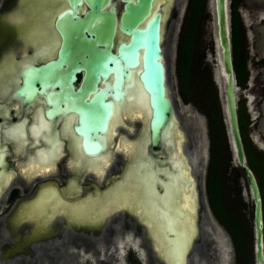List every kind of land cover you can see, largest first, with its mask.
I'll use <instances>...</instances> for the list:
<instances>
[{
	"label": "flooded vegetation",
	"instance_id": "obj_1",
	"mask_svg": "<svg viewBox=\"0 0 264 264\" xmlns=\"http://www.w3.org/2000/svg\"><path fill=\"white\" fill-rule=\"evenodd\" d=\"M168 1L170 30L182 0ZM168 1L161 0L160 8ZM245 3L228 0V12L230 32L232 6L245 30L246 77L240 84L235 75L236 96L238 89H252V84L262 90L257 93L259 115L251 117L240 97L237 113L247 162L254 154L263 169L258 172L261 184L253 172L264 220V135L254 147L246 137L250 123L264 132V71L250 83L248 29L242 15L250 11V26L264 52V0ZM111 5L118 8L120 0H111ZM70 8V0H0V264H181L180 257L183 264H221L214 215L204 190L205 157L196 118L172 99V127L163 125L153 146L150 94L142 83L116 88L100 80L82 86L84 72L80 71L71 88L76 93L69 94L64 85L31 81L30 66L55 59L63 40L76 39L75 25L57 20ZM76 8L81 15L88 5L81 0ZM260 63L264 65V54ZM100 92L105 93L102 101L91 100ZM137 95L145 100L141 108ZM145 184L155 188L150 189V196H158H154L157 203L153 200L159 207L158 217L166 207L167 186L180 192L174 204L182 201V222L192 224L187 229L185 254L184 247L179 254H167L169 238L175 234L167 232L168 239H163L164 231L155 227L139 200L129 202L122 197V191L137 193ZM157 231L162 232L158 235L164 245L156 238Z\"/></svg>",
	"mask_w": 264,
	"mask_h": 264
},
{
	"label": "water",
	"instance_id": "obj_2",
	"mask_svg": "<svg viewBox=\"0 0 264 264\" xmlns=\"http://www.w3.org/2000/svg\"><path fill=\"white\" fill-rule=\"evenodd\" d=\"M110 1L85 0L88 9L80 15L76 4L81 3V0H70L72 8L61 12L57 20L71 21L75 25L72 33L77 34V37L72 46L68 39L63 40L55 59L30 66L28 71L31 81L64 85L69 89V94L76 93L71 88L80 71L84 72L80 81L82 86H93L100 80L116 88L133 81L142 83L150 94V128L152 145L155 146L161 127H172L167 49L170 47L183 2L175 9L169 30L166 21L172 15L168 8L170 1L161 8L157 6L159 0H120L118 8L115 5L109 6ZM211 5L214 50L218 61L213 70V80L216 85H220L216 77V70L219 71L222 111L230 147L237 166L244 172L253 204L254 264H264L262 196L255 173L246 159L238 123L228 0H211ZM71 47L76 48L79 53L71 56ZM104 98L105 93L100 92L91 100L102 101ZM103 105L109 106V103L105 102Z\"/></svg>",
	"mask_w": 264,
	"mask_h": 264
},
{
	"label": "rangeland",
	"instance_id": "obj_3",
	"mask_svg": "<svg viewBox=\"0 0 264 264\" xmlns=\"http://www.w3.org/2000/svg\"><path fill=\"white\" fill-rule=\"evenodd\" d=\"M182 10L180 13V17L176 23L175 31L173 33V38L170 44L169 49H167L168 53V59H167V69H168V82H169V93L171 98L174 100L175 103H177L180 108L183 111H186L191 115L193 118H196L198 126H199V132L201 135V149H202V154L205 157V165H204V181L206 182V175H207V169L209 165V157H210V134H209V123H208V118L204 110H202V101L203 99L199 94H196L198 92H195L196 95L191 96L190 100L185 102L183 101V98L181 97L179 93V86H178V75L176 71V53H177V44L179 42V34L180 30L183 26L184 23V16L186 13V8L188 4V0H182ZM250 5V0H246V3ZM247 5V8H248ZM211 0H205L204 4V9H203V15L204 18L201 22V27L198 32V36L196 37L195 43H194V48L196 50H203L205 53V58L204 61L207 63L211 69L210 75L208 77V74H204L205 72L203 71H198V72H193V80L197 81H202V79L205 77V81H208L210 79L211 81L209 82V86L211 91L214 89L216 90L217 93V98L219 101V106H220V111H221V116H222V125H223V131H224V136L226 139V144L228 147V156L226 163L228 164L226 168V174L225 177L229 179L232 174V168L237 167L235 164L234 156L232 154V149L230 147L228 135H227V126H226V121L224 120L223 116V111H222V106H223V97H222V85H216L214 80H213V70L215 67L218 65L217 61V56L215 55V50H214V24H213V17H212V9H211ZM249 10L246 9L242 12L244 22L247 27V34H248V61H247V67L251 73L250 75V83H254L255 80L253 79L254 77H258L259 75H262V72L264 71V65H261L260 59L262 55L264 54L263 50H261L258 47V43L255 38V33L254 29H252L251 22L253 21L249 17ZM168 21V20H167ZM166 21V23H167ZM3 33V19L0 18V35ZM71 37H69L68 41L70 46L73 45V41ZM210 46L213 47V49H210ZM69 53H71V56L77 55L79 52L76 48L71 47L69 49ZM219 74V71L217 72ZM208 83V82H207ZM253 88L256 91V94L252 92V89H244V90H237V97H240V99H244L246 101V109L248 112H250L251 117H255L257 114L259 115L260 113V105L256 104L257 100L260 98V95L257 97V93L261 94V87L255 84H252ZM255 85V86H254ZM252 100V101H251ZM251 122V121H250ZM247 133L246 137L248 140V143L251 146H255L254 143H257L259 145V138L264 135V132L262 131V128L257 125H250L247 128ZM252 158L249 157V162L252 165V168L254 172L256 173L258 177V181L260 182V177L258 176V172L262 173V168L260 165V162L257 158L256 155L252 154ZM229 160V161H228ZM228 161V162H227ZM258 169V171H257ZM155 175L152 176V179H155ZM261 184V182H260ZM229 188L225 191L226 195H229L231 198V205L235 209L238 217V222H239V227L237 229V234H238V240L240 242V248H238L234 236L227 230L225 227H223L213 216V221L215 223L216 229H217V238L219 239V244L221 246V263L224 264L222 258H226V264H254V228H253V220H252V213H253V204L250 196V192L248 189V183L245 178V175H241L236 183L235 188L233 187L234 185L230 182L227 183ZM237 187H241V192L240 194H236L235 189ZM185 189V188H184ZM204 190L206 193V186L204 185ZM175 189L173 192L168 193L167 195V201H168V210L169 212L176 214L175 218H171L170 220L167 218L165 219L164 224H161V227L159 224H155V227L159 230L164 231L163 238L165 237L168 239V236H166L167 232H173L174 234H177L176 237L172 236L169 238L172 246L170 247L171 253L173 254H179L180 249L177 248L178 244L176 243L177 238L180 240V236L183 235V227L184 223L182 222V216L185 214L184 211H182V207H180V203L175 205L176 207H173V204L175 203V198L177 193H174ZM179 193V192H178ZM154 194V193H153ZM156 196V195H153ZM207 196V194H206ZM175 197V198H174ZM174 201V202H172ZM172 205H171V204ZM170 204V205H169ZM175 208V209H174ZM159 207L157 205H153L152 210L155 212H158ZM181 209V210H180ZM178 213V214H177ZM172 214V215H173ZM169 221V222H168ZM188 226H191L190 229L192 228V224L188 223ZM163 228V229H162ZM166 229V230H164ZM179 229L178 231H176ZM168 241V240H167ZM169 242V241H168ZM223 251V255L222 254ZM225 252V253H224ZM182 257L179 258L181 264H182ZM178 262V263H180Z\"/></svg>",
	"mask_w": 264,
	"mask_h": 264
},
{
	"label": "trees",
	"instance_id": "obj_4",
	"mask_svg": "<svg viewBox=\"0 0 264 264\" xmlns=\"http://www.w3.org/2000/svg\"><path fill=\"white\" fill-rule=\"evenodd\" d=\"M205 0H188L184 23L180 30L179 42L177 44L176 53V71L178 75L179 93L183 101L187 102L191 96L199 94L202 101V110L207 115L210 134V163L206 175V193L209 205L213 215L217 221L225 227L235 238L238 248L240 242L238 240L237 229L239 227L238 215L231 205L230 193L226 195L225 191L229 188L228 182L232 183L235 188L238 178L244 172L240 167H233L232 174L229 179L225 177L228 164V147L224 136L222 116L217 98L216 90L211 91L209 82L193 80V72L207 71L210 75V67L205 63V53L203 50H196L194 43L204 18L203 7ZM245 30L239 22L238 14L235 7L231 9V44L233 68L238 83H243L246 77L245 71ZM210 49H213L210 46ZM208 82V83H207ZM195 92H198L195 94ZM241 113V111H240ZM241 132L244 130L241 123ZM229 161V160H228ZM227 161V162H228ZM252 168V165L250 164ZM253 169V168H252ZM254 171V170H253ZM241 187L235 189L236 194H240ZM236 215L238 217H236Z\"/></svg>",
	"mask_w": 264,
	"mask_h": 264
},
{
	"label": "bare ground",
	"instance_id": "obj_5",
	"mask_svg": "<svg viewBox=\"0 0 264 264\" xmlns=\"http://www.w3.org/2000/svg\"><path fill=\"white\" fill-rule=\"evenodd\" d=\"M161 0H159L158 2H157V6H159L160 7V4H159V2H160ZM166 1H168V0H166ZM174 1V0H173ZM172 4V3H171ZM164 7H165V5H164ZM168 8H169V6H168ZM216 77H217V81H218V83L220 84L221 83V79L219 78V74H217V70H216ZM134 87H136V86H134ZM133 87V88H134ZM135 92V91H134ZM138 94V93H137ZM128 95V94H127ZM136 98H137V106L139 107L140 106V108L142 107L141 105H143V102L145 101L144 100V98H142L140 95H137V96H135ZM144 101H143V100ZM142 100V101H141ZM135 101V100H134ZM125 104V103H124ZM131 104V103H130ZM144 106V105H143ZM139 109V108H138ZM173 115H175V114H173ZM119 117V116H118ZM173 118V117H172ZM177 119V118H176ZM178 124V123H177ZM174 133V132H173ZM181 133V132H180ZM183 137V136H182ZM164 141H165V139H164ZM166 144V143H165ZM172 145V144H171ZM167 146V145H166ZM170 146V145H169ZM182 151H183V148H182ZM50 157H52V156H50ZM47 159H50V158H47ZM139 159H141V158H139ZM169 160V159H168ZM49 160H47V162H48ZM188 161V160H187ZM183 162V161H182ZM185 163V162H184ZM151 164V163H150ZM169 164V163H168ZM97 165V164H96ZM161 165V164H160ZM167 165V164H166ZM180 165H182V164H180ZM180 165H179V167H180ZM173 166V165H172ZM178 167V166H177ZM176 167V168H177ZM179 170V169H178ZM191 170V169H190ZM143 172V171H142ZM179 172V171H178ZM181 172V171H180ZM148 173V172H147ZM183 173V172H182ZM140 174V173H139ZM139 174H137V180L139 179L140 181H141V179L140 178H138L139 177ZM127 175V174H126ZM135 176V175H134ZM143 176H144V174H143ZM150 176V175H149ZM182 177V176H181ZM152 178V177H151ZM180 178V177H179ZM142 179H143V177H142ZM178 179V178H177ZM135 180V179H134ZM133 180V181H134ZM152 180V179H151ZM173 180V179H172ZM185 180V179H184ZM148 181V180H147ZM155 181V180H154ZM176 182V181H175ZM196 182V181H195ZM144 183V182H143ZM147 183V182H146ZM150 183V182H149ZM180 183H181V181H180ZM179 183V184H180ZM133 184V183H132ZM152 184V183H151ZM190 184V183H189ZM152 186H154V185H152ZM155 187H156V185H155ZM176 187H177V184H176ZM194 187V186H193ZM127 188V187H126ZM125 188V189H126ZM152 187H150V189H151ZM179 188V187H178ZM138 189V192L137 193H135V190L133 189V190H129V191H126V192H123L122 191V197L125 199V200H127V201H131L132 200V202H134L135 201V203H136V200H139V204L138 205H140L142 208H143V210H144V212L151 218V220L153 221V223H155V224H157V226H158V224L161 226V224H164V222H165V219L167 218V220L169 219H171V218H175L176 217V214H173V213H171V212H169V210H168V208H167V206H168V201H167V195H168V193H171V192H173V187H171V185H168L167 186V188H166V192H165V196H164V204H165V210H163V212L161 213V214H159V217H158V214H156L157 213V211H153L152 210V207H153V205H154V201L153 200H155L154 199V196L153 195H155L156 193H151V196H150V189H149V187H148V185L147 184H145V186H144V188H137ZM137 189H136V191H137ZM142 189H143V191H142ZM152 189H155V188H152ZM181 189H182V187H181ZM180 190V189H179ZM125 191V190H124ZM156 191V190H155ZM157 192V191H156ZM175 193V192H174ZM180 193V192H179ZM177 194V195H179L180 196V194ZM183 193V192H182ZM118 195V194H117ZM187 195V194H186ZM121 196V195H120ZM157 196V195H156ZM158 197V196H157ZM178 197V196H177ZM183 197V196H182ZM193 197V196H192ZM175 198V197H174ZM135 199V200H134ZM160 199V198H159ZM179 199V198H178ZM134 200V201H133ZM171 200V199H170ZM177 200V199H176ZM156 201V200H155ZM172 201V200H171ZM172 202H174V201H172ZM135 203H133V204H135ZM156 203H157V201H156ZM161 203V202H160ZM200 203V202H199ZM171 204V203H170ZM169 204V205H170ZM179 204V203H178ZM181 204H182V206H183V203H182V201H181ZM187 204V203H186ZM172 205V204H171ZM174 205H176V204H174ZM178 206V205H177ZM187 206H190V205H187ZM140 207V208H141ZM174 207V206H173ZM176 207V206H175ZM186 207V206H185ZM148 208H151L150 210H148L147 211V209ZM175 209V208H174ZM188 209V208H187ZM181 210V209H180ZM191 210V209H190ZM187 211V210H186ZM185 212V211H184ZM192 212V211H191ZM173 214V215H172ZM178 214V213H177ZM185 215V214H184ZM189 215V214H188ZM161 220V221H160ZM169 222V221H168ZM183 223L185 224L184 225V227H183V235L182 236H180L181 238H180V240H179V238H177V241H176V243H179L178 244V246H177V248L178 249H180L181 250V248H183L184 247V253H185V244H187V242L185 241L186 240V234H187V229H188V226H187V222H185V220L183 221ZM154 224V225H155ZM161 227H163V226H161ZM191 227V226H190ZM164 228V227H163ZM162 228V229H163ZM179 229H177L176 231H178ZM188 230H190V229H188ZM162 232L161 231H157V237L156 238H158V239H160V242L162 243L163 241L161 240L162 238H160V236L158 235V234H161ZM172 235V234H171ZM173 236V235H172ZM177 236V234H175V237ZM188 237H189V232H188ZM155 238V239H156ZM191 238V237H190ZM164 239V238H163ZM155 241V240H154ZM160 243V244H161ZM171 243V242H170ZM163 244V243H162ZM189 244V243H188ZM164 245V244H163ZM184 245V246H183ZM158 246V245H157ZM172 246V244L169 246V245H167L166 246V253L167 254H171V249H170V247ZM163 247V246H162ZM159 249V248H158ZM162 249V248H161ZM183 250V249H182ZM162 251H164V250H162ZM191 252V251H190ZM225 253V252H224ZM222 254H223V251H222ZM184 255V254H183ZM189 255V254H188ZM224 255V254H223ZM162 256V255H161ZM225 256V255H224ZM163 257V256H162ZM167 257V256H166ZM223 259V262H224V264H226V258L224 257V258H222ZM164 261V260H163ZM167 262H168V258H167ZM170 263H171V261H170ZM188 263V262H187ZM173 264V263H172ZM183 264V263H182ZM222 264V263H221Z\"/></svg>",
	"mask_w": 264,
	"mask_h": 264
}]
</instances>
